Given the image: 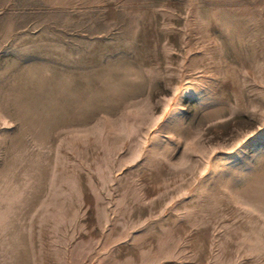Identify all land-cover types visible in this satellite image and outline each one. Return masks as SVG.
Wrapping results in <instances>:
<instances>
[{
    "label": "rangeland",
    "instance_id": "374dc122",
    "mask_svg": "<svg viewBox=\"0 0 264 264\" xmlns=\"http://www.w3.org/2000/svg\"><path fill=\"white\" fill-rule=\"evenodd\" d=\"M0 264H264V0H0Z\"/></svg>",
    "mask_w": 264,
    "mask_h": 264
}]
</instances>
